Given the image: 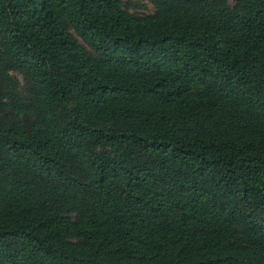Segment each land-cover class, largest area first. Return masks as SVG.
<instances>
[{"label": "trees", "instance_id": "16d2710c", "mask_svg": "<svg viewBox=\"0 0 264 264\" xmlns=\"http://www.w3.org/2000/svg\"><path fill=\"white\" fill-rule=\"evenodd\" d=\"M0 0V264H264V0Z\"/></svg>", "mask_w": 264, "mask_h": 264}, {"label": "rangeland", "instance_id": "374dc122", "mask_svg": "<svg viewBox=\"0 0 264 264\" xmlns=\"http://www.w3.org/2000/svg\"><path fill=\"white\" fill-rule=\"evenodd\" d=\"M123 3H126L128 10L131 12L144 14L150 13L152 11L151 5L146 0H121ZM231 3V0H228Z\"/></svg>", "mask_w": 264, "mask_h": 264}]
</instances>
